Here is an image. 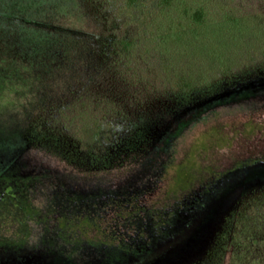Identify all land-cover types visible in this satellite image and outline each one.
I'll list each match as a JSON object with an SVG mask.
<instances>
[{
    "label": "rangeland",
    "instance_id": "374dc122",
    "mask_svg": "<svg viewBox=\"0 0 264 264\" xmlns=\"http://www.w3.org/2000/svg\"><path fill=\"white\" fill-rule=\"evenodd\" d=\"M31 1L0 0V264H192L229 229L223 264H264V0H200L196 36L167 35L158 12L140 20L138 76L160 89L169 68L223 87L161 118L146 153L94 172L32 143L40 110L72 100L89 59L30 19ZM83 103L85 123L111 120V97Z\"/></svg>",
    "mask_w": 264,
    "mask_h": 264
},
{
    "label": "trees",
    "instance_id": "16d2710c",
    "mask_svg": "<svg viewBox=\"0 0 264 264\" xmlns=\"http://www.w3.org/2000/svg\"><path fill=\"white\" fill-rule=\"evenodd\" d=\"M35 4L30 19L73 36L88 55L85 77L68 92L72 100L64 104L59 98L42 108L41 116L31 125L33 144L76 168L94 172L123 167L154 144L161 118L173 117L223 87V81L206 77L195 83L189 73L172 75L167 68V84L159 89L131 66L136 50L132 35L143 17L158 12L154 21L166 23L167 35L178 31L196 36L209 20L200 0H39ZM88 96L94 101L112 98L111 120L104 116L103 123L84 122L92 117L83 103ZM126 103H131L130 110L124 108ZM74 111L73 121L78 123L70 135V128L62 122ZM54 115H58L56 121ZM100 138L97 150L91 145ZM230 232L223 231L205 258L192 264H223Z\"/></svg>",
    "mask_w": 264,
    "mask_h": 264
}]
</instances>
